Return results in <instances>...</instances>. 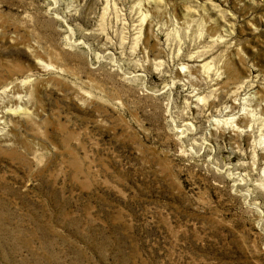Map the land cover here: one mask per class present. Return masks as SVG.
Instances as JSON below:
<instances>
[{"label": "rangeland", "instance_id": "374dc122", "mask_svg": "<svg viewBox=\"0 0 264 264\" xmlns=\"http://www.w3.org/2000/svg\"><path fill=\"white\" fill-rule=\"evenodd\" d=\"M0 264H264V0H0Z\"/></svg>", "mask_w": 264, "mask_h": 264}]
</instances>
